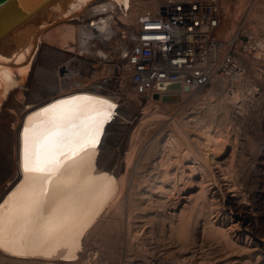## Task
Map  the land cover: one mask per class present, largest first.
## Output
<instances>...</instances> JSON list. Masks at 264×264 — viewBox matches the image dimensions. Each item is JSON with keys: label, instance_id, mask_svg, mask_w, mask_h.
<instances>
[{"label": "bare ground", "instance_id": "1", "mask_svg": "<svg viewBox=\"0 0 264 264\" xmlns=\"http://www.w3.org/2000/svg\"><path fill=\"white\" fill-rule=\"evenodd\" d=\"M203 1L16 0L31 13L0 38V69L12 77V87L0 89V264H113L141 219L147 233L174 248L172 264H264V78L257 88L247 76L217 75L201 97L204 86L157 89L150 97L131 94L128 80L117 88L108 78L69 85L80 56L125 57L139 15ZM98 15L107 23L94 26ZM259 23L256 57L264 56ZM73 97L79 107L92 104L84 98L115 105L99 142L43 168L30 143L26 171L24 128L49 119L42 109ZM135 120L156 129L148 137L132 132L121 155L118 132ZM41 135L37 129L31 138ZM140 249L142 264L161 263L163 256Z\"/></svg>", "mask_w": 264, "mask_h": 264}, {"label": "built area", "instance_id": "2", "mask_svg": "<svg viewBox=\"0 0 264 264\" xmlns=\"http://www.w3.org/2000/svg\"><path fill=\"white\" fill-rule=\"evenodd\" d=\"M99 16L94 26L106 22ZM219 17L218 0H204L197 8L167 3L157 14L139 15L129 30L124 59L133 91L151 97L160 82L198 88L217 75H240L241 53L256 48L255 38L243 19L229 39H216ZM108 18L113 24L114 18Z\"/></svg>", "mask_w": 264, "mask_h": 264}, {"label": "rangeland", "instance_id": "3", "mask_svg": "<svg viewBox=\"0 0 264 264\" xmlns=\"http://www.w3.org/2000/svg\"><path fill=\"white\" fill-rule=\"evenodd\" d=\"M218 1L221 4L220 10L222 12V14H221L222 22H221V28H220L221 32L215 33L216 39H218V38L225 39V40L229 39L236 32V30L240 26L241 22L243 21V19L245 20L244 28L247 29V31H249L250 33H252V35L255 39L257 38V35L258 36L261 35V24L259 22L260 21L264 22V0H218ZM226 10L228 13H226ZM256 51H257V49L255 48L250 53H247V52L241 53V56L239 59V64L242 67L243 72L238 76H232V77H235V78H237L236 80H238V78H242V77L247 76L249 80H252L253 83L255 82V84H257L256 86H258V84H259V86L257 88H259V87L261 88L260 83L262 81V78H264V75H262L264 73V66H263L264 65V60H263L264 56L262 53V55H260L261 57H256L257 56ZM80 58L83 59L82 62H79V61L73 62L74 73L72 75V78H69V85L92 84V82L97 78L98 79L108 78L111 83L113 82L115 84L114 85L115 88H117L120 86V84L124 85L125 81L128 80L130 83L129 92L131 94H134V91H133V88H132V85L130 82L129 71L126 69L125 64H124L125 57L119 59V61H117V62L115 61V59H112V58L108 59L106 61H101V62H97L91 58H85L82 56H80ZM258 58H259V60H258ZM262 61H263V63H262ZM252 66L255 69H253ZM256 67L257 68L259 67V69H257ZM225 76H227V75H225ZM258 79L260 80V83L257 82ZM32 84H34V81H32V80H29L27 82V85H29V86H32ZM208 87H209V84H206V85H204V89L201 88L200 90H198L197 91L198 97L203 96V94L207 91ZM122 88L125 89L124 87H122ZM232 90L233 89H229V88L227 89L228 92H231ZM246 92L247 91L245 90V92H243V94H245ZM185 99L190 100L189 98L186 97V98H184V102H187ZM140 115L142 116V114H139L137 116V119H138V117H140ZM135 122H133V124H131V123L127 124L128 125L127 129L119 130V132H118L119 144L117 145V149H116L117 153H119L121 155L123 154L124 147L126 146L128 138L132 132H134V131H135V133L137 132L136 137H137V134L139 133V131L141 134L139 133L138 135L144 134L145 135V136L143 135L144 137H146V136L148 137L152 133V131H154L156 129V128L153 129V127L149 128L148 126L147 127L149 129L146 126L139 127V125L137 123L138 121L135 120ZM136 127H138V128H136ZM139 128H141V129H139ZM144 131H145V133H144ZM133 170H134V168H133ZM144 173H145V171L143 172V174ZM190 190H196V189L193 188ZM183 191L184 190L180 191V192H182L181 196H183ZM141 220H138L139 222L138 221L135 222V224L131 228L132 232L131 231L129 232V234L131 233L130 235L127 234V236H126V234H125V236H126L125 238L127 240L128 239L130 240V242H129V244L131 243V245H129L130 248H128L129 250L128 249L126 250L125 248H123V250H121V252L117 256V258L114 260L113 264H142L143 263V258H142L143 256H141L142 253H140L139 250H136L139 248L142 249V247H143V249L142 250L140 249V250L143 252L145 251L144 249H146V247H147L149 250L151 249L150 252H152V254L154 253L157 258H160L163 256L162 258H160V260H161L160 264H162V263L163 264L164 263L165 264L166 263L172 264V262L170 261L169 258H172L171 257L173 254L172 249L174 250V248H171L170 247L171 245L169 243H168L169 245L166 243L167 242L166 239L160 240L161 239L160 235H158L156 233H153V234L149 233V232L147 233V231H148L147 228H149L148 227L149 225H147V223L143 219H141ZM143 233H145V234H143ZM97 240H98V236L95 235V236H93V239L90 240V242L94 243ZM243 240H244V238H243ZM143 241H146V242H143ZM163 244H164V246H163ZM144 245H145V247H144ZM146 245H149V246H146ZM165 247H166V249H165ZM168 247H170V248L168 249ZM169 251H170V253H168ZM165 252H166V255H165ZM168 254L169 255L171 254L170 257ZM158 255H161V256L158 257ZM167 255H168V258H167ZM154 260L155 259H153L152 262L156 264V262H154ZM227 261L228 260H226V261L220 260L219 261V259L216 258V259H212L209 262H205V263H208V264H233V263H229ZM59 264H65V263H59ZM183 264H192V261H189L188 259H186V262H183ZM199 264H204V261L200 262Z\"/></svg>", "mask_w": 264, "mask_h": 264}, {"label": "snow or ice", "instance_id": "4", "mask_svg": "<svg viewBox=\"0 0 264 264\" xmlns=\"http://www.w3.org/2000/svg\"><path fill=\"white\" fill-rule=\"evenodd\" d=\"M12 77L4 74L0 69V89L10 88ZM81 98L73 97L70 100H61L42 109L44 114H50L49 119L40 124L24 128V154L25 170H29L30 153L29 145H35V157L39 168L46 167L49 163L57 164L58 156L64 152L75 153L81 147L99 142L104 131V125L112 118L115 105L99 98H84L92 101L90 106L79 107L76 102ZM68 106L65 108V106ZM79 117L78 122L66 125L64 122ZM40 129L42 135L34 141L31 136Z\"/></svg>", "mask_w": 264, "mask_h": 264}, {"label": "water", "instance_id": "5", "mask_svg": "<svg viewBox=\"0 0 264 264\" xmlns=\"http://www.w3.org/2000/svg\"><path fill=\"white\" fill-rule=\"evenodd\" d=\"M31 13L22 11L16 0H0V38L11 31L15 26L20 24ZM179 82H160L157 84V89H180ZM184 90H189L188 86L183 87ZM157 97V93L153 95Z\"/></svg>", "mask_w": 264, "mask_h": 264}]
</instances>
